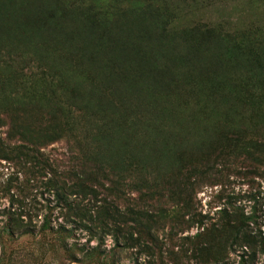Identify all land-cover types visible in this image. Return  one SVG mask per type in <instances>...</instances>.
Returning <instances> with one entry per match:
<instances>
[{
    "label": "rangeland",
    "instance_id": "374dc122",
    "mask_svg": "<svg viewBox=\"0 0 264 264\" xmlns=\"http://www.w3.org/2000/svg\"><path fill=\"white\" fill-rule=\"evenodd\" d=\"M91 1L0 0V53L10 45L53 39L56 30L69 31L70 25L56 12L61 2L69 6V15L80 16L78 5ZM93 1L104 6L103 21L113 17L111 29L136 37L134 44L161 69V83L171 88L151 115L158 124L157 129L152 125V133L162 145H179L180 167H200L193 173L199 184L192 194L176 197L177 209L165 219L162 210L158 219L166 222L155 241L145 239L142 245L128 247L123 242L116 245L108 234L98 244L84 228L72 236L60 230L64 222L55 206V189L46 184L54 178L52 170L36 165L18 172L0 158V264H264V0H146L141 7L142 0ZM122 2L128 6L123 10ZM154 3L168 8L163 16L153 10ZM56 34L61 36L60 31ZM73 36L94 46L91 37H81L78 31ZM166 48L180 66L175 80L163 60ZM16 59L23 62V57ZM4 82L6 90L13 89V82ZM138 135L145 137L142 126ZM41 150L58 172L72 163L65 140ZM158 181L161 187L163 180ZM148 195L145 189L142 195L126 189L116 199L121 208L157 209ZM168 205L161 200V209ZM48 215L51 224L42 227ZM191 216L201 224L189 221ZM17 217L32 229L10 233L5 225ZM197 232L202 239L190 242L187 237ZM237 234L250 239L253 249L238 246ZM146 245L153 247L152 255ZM253 251L256 258L250 261Z\"/></svg>",
    "mask_w": 264,
    "mask_h": 264
},
{
    "label": "trees",
    "instance_id": "16d2710c",
    "mask_svg": "<svg viewBox=\"0 0 264 264\" xmlns=\"http://www.w3.org/2000/svg\"><path fill=\"white\" fill-rule=\"evenodd\" d=\"M98 4L82 2L78 5L82 14L71 16L69 6L61 2L56 12L70 25L69 31L59 30L58 36L56 30L53 39L28 41L22 47L10 45L0 53L4 55L0 58L4 72L0 79V158L22 170L18 172L30 171L36 165L52 170L54 178L46 184L55 189V206L64 222L59 223L62 233L72 236L77 228H84L98 244L111 234L116 245L123 242L136 247L145 239L156 240L157 230L166 222L158 219L162 210L165 219L177 209L173 205L177 196L192 194L199 184L193 173L200 167H180L179 145H162L159 136L153 135L152 125L157 129L158 124L151 115L162 99L167 100L171 87L161 83V69L134 44L136 37L111 29L115 20L109 15L103 21L104 6ZM138 4L145 6L146 0ZM153 5L162 16L168 9L159 3ZM126 7L122 2L119 8ZM165 19L169 24V17ZM75 31L81 37H91L94 46L83 38L82 43L76 41ZM17 57H23L21 64ZM163 60L175 80L180 66L167 48ZM196 67L199 70L201 66ZM8 80L13 89L4 87ZM140 126L145 137L138 135ZM59 139L66 141L68 160L72 161L61 172L41 150ZM58 177L62 182H57ZM127 177L137 180L128 181ZM158 180H163L161 187ZM126 189L141 195L145 189L157 209L147 205L121 208L116 198ZM161 200L169 202L167 208H160ZM169 220L174 221L171 216ZM189 221L201 224L193 216ZM50 224V216H44L42 227ZM31 227L21 217L5 225L10 233L15 228L27 232ZM187 238L198 244L202 233ZM235 238L238 246L253 247L244 234ZM145 250L153 254L152 246L146 245ZM255 253L249 255L250 261L256 258Z\"/></svg>",
    "mask_w": 264,
    "mask_h": 264
}]
</instances>
